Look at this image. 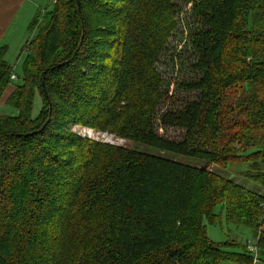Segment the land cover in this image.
<instances>
[{"label":"trees","instance_id":"obj_1","mask_svg":"<svg viewBox=\"0 0 264 264\" xmlns=\"http://www.w3.org/2000/svg\"><path fill=\"white\" fill-rule=\"evenodd\" d=\"M79 1L33 19L23 83L5 101L17 112H0V264H254L205 220L223 205L264 253V0ZM241 85L253 87L234 95ZM235 163L261 191L212 168Z\"/></svg>","mask_w":264,"mask_h":264},{"label":"rangeland","instance_id":"obj_2","mask_svg":"<svg viewBox=\"0 0 264 264\" xmlns=\"http://www.w3.org/2000/svg\"><path fill=\"white\" fill-rule=\"evenodd\" d=\"M49 9H53L54 8V4L53 1L50 0L49 1ZM192 7V3H186V5L183 6V11H189L190 8ZM181 19L183 21V23L181 22L180 25L183 26L184 23L186 22V18L181 16ZM185 27V26H184ZM183 27V28H184ZM36 33V32H35ZM180 37H177L176 35H173L172 38L170 39V44L169 46L172 47V45H177L178 44V40ZM182 43L180 42L179 46L180 48ZM24 46V45H23ZM22 48V47H21ZM8 55H7V59L11 62V66L14 67L13 72L17 74V78L12 80V83L8 86V88L5 90L4 94H3V98L0 99V102L2 104H0V112L1 113H6V114H13L16 113L17 110L13 107H11L10 105L6 104V98L8 97V95L12 92V89L14 86L22 84L23 83V61L24 58L23 54L21 55V49H19L17 46L13 45L11 50H8ZM169 54V52H168ZM164 58H167L164 57ZM169 59V58H167ZM162 64V63H161ZM161 67V66H160ZM162 69V68H161ZM178 69H176L174 71V75H176ZM192 76V75H189ZM258 87H264V84H256ZM250 87H253V85H241L239 87H237V90H234L233 93L234 95L240 94V93H249L247 92ZM41 102H42V98L40 95L37 94V97L34 101V105H33V115L37 116L41 109ZM72 129L76 132H78L79 134L83 135V136H88L91 138H94L96 140L99 141H105V142H109L111 144L114 145H123V146H127V147H136L137 149H149V147L137 142H134L133 140L131 141H127L126 139H124L121 136H118L117 134L112 133L110 130L105 129V130H99L93 127H89V126H82L79 124H72ZM244 166L246 167V165L244 164ZM213 170H215L216 172L220 173L221 171L223 172V174L227 177H231L235 182H238L240 184H242L243 186H245L248 189H253L256 191H261V189L263 188L262 186H260L259 184H257L255 181H253L252 179H248L242 175H239L238 173H236L235 171H237V164L235 163V165L228 169V168H221L220 167H215L212 166ZM231 172H235V176L231 175ZM230 174V175H229ZM215 213L217 215V222H211L208 220H205L206 222V229H207V235L210 236V238L219 244H223V243H228L230 240L231 241H239L240 243L246 244L248 242H256V236L254 235V233L247 227V226H235L234 224L230 223L227 221L226 219V213H225V209L223 205H216L215 208ZM230 243V242H229ZM226 248L235 252H241L240 248L241 247H237V246H227ZM260 257L256 260V262L254 264H264V253L262 252V249L260 250ZM222 264H246L244 262H238V263H233V262H223Z\"/></svg>","mask_w":264,"mask_h":264},{"label":"crops","instance_id":"obj_3","mask_svg":"<svg viewBox=\"0 0 264 264\" xmlns=\"http://www.w3.org/2000/svg\"><path fill=\"white\" fill-rule=\"evenodd\" d=\"M49 1L0 0V45H6L7 51L15 45L21 49V55L23 54L25 57V51H23L25 45L34 37L36 32L31 28L33 19L50 8ZM7 55L8 52L6 53V60L11 66ZM0 104L2 103L0 102ZM262 230L264 232V225Z\"/></svg>","mask_w":264,"mask_h":264},{"label":"built area","instance_id":"obj_4","mask_svg":"<svg viewBox=\"0 0 264 264\" xmlns=\"http://www.w3.org/2000/svg\"><path fill=\"white\" fill-rule=\"evenodd\" d=\"M11 79H16L17 75L16 73H12V75L10 76ZM247 250H249L252 254H254L255 260H257V257L259 255V243H258V239H256V242H248L247 243Z\"/></svg>","mask_w":264,"mask_h":264},{"label":"water","instance_id":"obj_5","mask_svg":"<svg viewBox=\"0 0 264 264\" xmlns=\"http://www.w3.org/2000/svg\"><path fill=\"white\" fill-rule=\"evenodd\" d=\"M77 4L79 5V9L81 10V5H80V1L79 0H77ZM43 86H44V89H45V83H44V81H43Z\"/></svg>","mask_w":264,"mask_h":264}]
</instances>
